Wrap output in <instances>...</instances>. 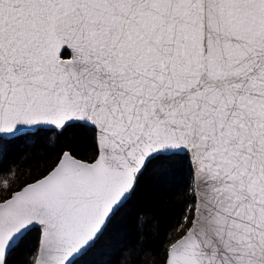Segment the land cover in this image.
Instances as JSON below:
<instances>
[{"label":"snow or ice","instance_id":"6c2138e0","mask_svg":"<svg viewBox=\"0 0 264 264\" xmlns=\"http://www.w3.org/2000/svg\"><path fill=\"white\" fill-rule=\"evenodd\" d=\"M72 127L90 156L0 175V264L33 230L29 264H81L177 158L157 264H264V0H0V155Z\"/></svg>","mask_w":264,"mask_h":264},{"label":"trees","instance_id":"16d2710c","mask_svg":"<svg viewBox=\"0 0 264 264\" xmlns=\"http://www.w3.org/2000/svg\"><path fill=\"white\" fill-rule=\"evenodd\" d=\"M89 140L87 130L72 127L60 135L49 132L34 142H17L0 155V175L4 170H14L21 180L35 175L62 148L86 158L91 155ZM188 180L185 159H170L156 171H145L132 200L81 264H157L159 248L180 214ZM38 240L39 233L33 230L27 244L8 255V264H29Z\"/></svg>","mask_w":264,"mask_h":264}]
</instances>
